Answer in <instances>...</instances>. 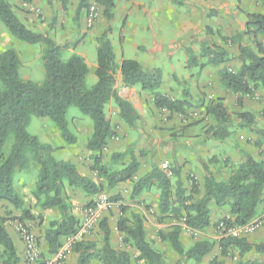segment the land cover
I'll return each instance as SVG.
<instances>
[{"label": "trees", "instance_id": "16d2710c", "mask_svg": "<svg viewBox=\"0 0 264 264\" xmlns=\"http://www.w3.org/2000/svg\"><path fill=\"white\" fill-rule=\"evenodd\" d=\"M65 8L69 0H60ZM181 5L179 0H168ZM239 1V0H238ZM264 6V0H256ZM107 19L105 30L96 38V65L94 76L96 83L91 88L85 87L89 68L84 59L73 54L67 60L60 55L66 45H57L48 35L29 29L16 14L10 0H0V22L9 35L18 42L42 46V68L44 80L35 83L23 80L19 75L20 58L13 49L0 53V202L20 211L17 218L20 223L32 221L25 201L15 184V172H23L33 167L37 172L33 196L41 211L56 210L58 216L50 220L43 229L45 251L41 252L43 262L57 254L62 240L76 234L80 220L71 212L68 190L81 191L93 197L103 191H111L119 184L130 183L131 198L140 196L145 191L156 188L157 220L165 219L176 224L168 229L159 230L158 240L166 243L176 253L180 261L200 264L215 246L222 257H238L236 264H264L255 259L243 260L248 254L264 257V241L250 242L245 237L222 236L217 242L197 240L190 247L184 248L180 236L181 226L192 231H203L211 223L210 206L228 207L229 217L222 221L227 229L249 223L258 213L264 199V162L251 155L241 153L242 161L231 168L225 181L217 180L203 164V193H200L196 179L183 173V166L175 159L163 170L152 163L148 172L137 177L141 167L139 156L133 149L128 152L112 153L110 165L102 163V154L107 144L117 137V132L106 119L104 109L113 103L117 109L116 116L127 127L135 128L138 115L133 106L118 96L115 89V75L120 71L123 87H139L141 91L152 96L154 110H166L168 114H182L188 107L186 100H172L160 93L162 71L159 68L145 70L133 59H121L115 63V56L109 35L112 28L114 4L112 0H100ZM88 8V0H78L75 18ZM250 36V44L242 40ZM227 40V39H225ZM230 41L236 45L238 55L237 67H223L219 71V82L229 92L250 95L253 90L264 91V15L247 14L244 31L235 34ZM204 65L220 66L233 58L222 47L214 46L203 49ZM188 66H197V59L187 58ZM185 97L189 98L187 93ZM70 106L90 118L91 134L85 149L92 153L90 171L95 172L101 182L82 175L76 165L69 161L57 160L54 150L47 144H41L36 136L27 132L31 117L49 119L62 142L74 145L77 138L68 128L66 113ZM205 114L215 121L204 135L219 141L232 134L231 126L248 129L259 135L264 143V130L255 129L254 116L250 112H240L232 120L223 100L215 98L204 108ZM264 118V108L262 111ZM256 146L261 143L255 142ZM128 156V161H125ZM118 165V168H112ZM190 184V185H188ZM186 185H188L186 187ZM111 200L118 202V197ZM120 215L116 230L122 236V242L137 252L135 260L144 264H165L163 255L154 249L146 238L144 219L138 213L124 217L126 208L120 206ZM9 213L0 216V264H18L19 257L10 238L6 223ZM42 218L41 215L38 216ZM101 234V246L90 241L76 243L71 252L77 255V264H133L131 255L125 249L115 250L111 245L112 230L108 219L103 218L98 225ZM38 239V237H37ZM39 242V239H38Z\"/></svg>", "mask_w": 264, "mask_h": 264}, {"label": "rangeland", "instance_id": "374dc122", "mask_svg": "<svg viewBox=\"0 0 264 264\" xmlns=\"http://www.w3.org/2000/svg\"><path fill=\"white\" fill-rule=\"evenodd\" d=\"M19 1L31 3L33 0H10L15 12L16 10L22 12V10L20 9L21 7L18 5ZM72 1L73 0L68 1L67 5L70 6L66 5L65 8H62V10L64 11L62 13V18L60 19V22H62L60 27L62 30L67 31L72 36V38H69L62 42L61 45H66L67 48L62 49L60 57L62 60H67L73 54L79 55L80 53H82L85 59L83 57L82 58L85 62H87V66H91L92 64L96 65V38L105 30L107 23V19L103 13L104 7L99 4L100 0H98L97 17L92 24H89L87 21L88 8L82 10L78 15V18H75L77 6H73L71 3ZM94 1L95 0H88V7ZM112 1L114 4V8L112 10L113 19L109 23L110 27L112 28V32L109 35V40L111 41L113 47L115 60L119 61V59L122 57V53L124 52L125 56H127L128 59L137 60L139 58L143 61V63H146L149 60L147 56L142 54L141 52H144L145 47L147 46H143L142 39L146 38L148 41L152 42L153 38L150 32L147 31L143 33L140 26H146L148 30L151 26V23L147 19L148 15L142 13L143 7L146 8L149 0ZM152 1L158 2L159 0ZM193 1H195L194 3L203 5V0L202 2H198L201 0ZM222 1L223 2L221 3H223L224 5L222 11L228 12L229 14H226L223 18L215 19L213 24L212 21L209 22V20H204L203 14L199 18L197 17L196 20L202 21L197 28L199 30L201 29V32L193 33L191 37L185 41V43L181 39H177L176 37H174L173 34L168 35V38L164 41L162 40L163 42H165L166 48H164L163 51L158 54V58L156 60V65L154 68H159L162 71L164 84L166 83L169 87L174 86L170 90L171 93H174L171 97H175L174 100H177L176 97H178V99L180 100H186L188 102V107L184 111V113L177 115L168 114V112H163L162 110H155L156 116L165 119L167 125H160V123L157 122V117L154 119V122H152V125H155L156 128H158L160 131H167L174 140L175 138L185 137L188 135L192 138H198L197 141H187L181 138L178 147L179 149L185 150V152L182 153V156L190 160L189 162H195V158L197 157L195 156L196 152L194 146L196 144H199L198 142H200L199 145H203V162L200 161V163L198 164L202 168V171L203 164H206L209 171L213 176H215L217 180L225 181L229 176L231 168L235 167L240 162L242 158L241 153L251 155L257 160L264 162V143L262 142L263 140L259 135L250 132L248 129H240L236 126L230 127L232 134L223 140L214 142L210 137L205 136L204 134L201 138H199L201 136V131L205 132L209 127L215 125V121L213 120V118L205 114L204 108L211 100L215 99L216 97H221L226 109L228 110V113L231 115L232 120H234L235 115L240 112H250L255 118L253 127L258 130H264V118L262 117V111L264 108V91H262L261 89H255L250 95L233 94L227 91L221 84H219L217 78L219 71L223 67H228L231 69H235L237 67L235 65V62L237 64L236 57L238 55V51L236 45L230 41V38L235 34L244 31V23L246 21L247 14L254 13L264 15V6L256 0ZM173 5L181 11L185 9L193 11V7L191 6L183 7L185 6L183 4ZM150 6L151 4L149 3L148 8ZM22 7L24 8V6ZM197 9L203 12L202 8ZM218 12H220L219 9L215 7L207 9V18L210 19L215 15L219 16ZM81 15L83 17V20L81 19ZM38 19H42V14H38ZM71 20H75L76 23L74 24V22H71ZM83 32V36L88 35L92 37V39L82 41V44L79 45V42L83 40V36L80 38L79 36ZM242 41L246 44H250L251 38L247 35L243 38ZM150 42L148 44H150ZM171 43H173V47H170ZM135 44L137 45V47L140 45L138 48L136 47V50L133 49V46ZM178 45L180 49L177 48ZM214 46L222 47L223 49H225L233 57V61L231 60V62L227 63L228 65H220L218 67L204 65L203 63H206V58L203 57V49L205 47L212 48ZM8 49L15 50L19 55L21 64L19 75L23 80H31L35 83H41L44 80V72L41 59L43 51L42 46L38 44L28 45L16 41L9 35L7 30L0 22V53ZM170 53L171 55L169 56L168 54ZM189 56L195 57L197 59V63L201 65V68L203 69L200 70V66L198 65L197 67L188 66L187 58ZM89 68L92 69V67ZM91 69L85 80L86 88H91L96 83V77L94 76L93 72L94 70ZM174 76H177L178 79L180 77V80H183V78L186 77L189 78L190 76H196V78L199 80V84H203L198 86L193 82L185 83L183 81L182 83H179V85H174ZM122 87L123 86L121 84L115 88L117 94L121 92ZM175 87L180 88V93H175ZM159 91H161V88L159 89ZM185 93L189 95V98L184 96ZM149 96L152 99L151 94ZM114 107L115 105L112 102L109 103L105 106L104 113L106 119L115 128V131H117L116 129L117 126L119 127V125L113 122V120L116 119ZM66 121L68 123V128L72 132V134L75 135L76 138L79 137L81 140L80 143H83L84 141H82V137L84 140L85 136L92 128V122L90 118L83 115L78 108L70 106L66 113ZM179 125H185L182 126L183 130L172 133V131H175L176 127H178ZM189 127L192 128L191 133L187 131ZM135 128H128L127 131L131 132L132 130H134V132H136L137 130H135ZM27 132L33 136H36L41 144H47L55 149L53 153V157L55 159L65 160L66 158L67 161L71 162L70 160H68V158H71L75 162H77L79 169H82L84 173L87 174V176H89L92 180H94L95 182H101V179L97 176V174L90 171L92 153H86L87 150L84 147L86 143L80 144V146L78 147L68 145V148H62L60 145H62L63 142L59 136V133L55 129L54 124L49 119L31 117L30 123L27 127ZM113 140L115 141L117 139L114 138L111 140V142ZM255 142L261 143V146H256ZM223 143L225 144L223 145ZM107 148L108 149H104V154H102V163L105 165H110L109 160L112 153H127L129 149H133L131 147L122 148L121 146L119 147V150L113 148L110 151L109 147ZM134 153L139 156V153H141V151H135ZM144 156L145 154L143 153L142 156L138 157L139 160L145 161L147 157L145 156L144 158ZM164 159L166 160L167 158H165L163 154L156 152L150 157L149 160H146V164L150 162L151 164L154 163L159 165V162L160 164H162L164 162ZM172 160H174V158H172ZM125 161H128V156H126ZM166 164L170 165L171 163ZM223 166L226 167V171L224 170ZM111 167L118 168V165H112ZM186 174L189 177L193 178H195V175H197L193 169H188ZM36 177L37 172L33 167L23 172H15V184L19 188L20 194L25 201V209L28 208L30 215L34 217V220L32 221H25L30 223L27 225L30 226L36 237L40 239L42 237L44 227L50 220L57 218L58 212L55 209L43 212L36 204L35 198L33 196ZM131 189L132 186L130 183L119 184L115 189L111 191L105 190L93 197L89 196L91 198L90 201H87L86 197L88 196H85L80 191H67L71 204V212L74 215L75 213H78V211L85 214L86 209L93 207L96 198L101 194H104L111 203V208L101 214L95 226L90 229L87 234L81 240H79V242L83 240L90 241L96 244V249L99 248L101 246V234L99 232L98 225L99 222L105 217L108 219L109 226L115 228L116 231V224L120 215V206H123V203L130 202L131 200L133 201V198H131ZM144 193L147 194V198L150 199L151 197H155V194L158 193V190L156 188H151ZM114 197H118V202H114L113 200H111ZM141 201V204H139L140 202H133L132 204H137L138 206L142 207L145 211V215L149 216L150 221L154 223H150L145 218V216H142L144 219L146 238L152 245V247L163 255L165 264H195L191 261H180L176 253H174L166 243H161L158 240V231L168 229L170 226L176 224V222L165 219L162 223H159L156 218L157 214H153V212H151V210H154V203L150 202L151 199L149 200V204H146L145 200ZM125 208L126 212L124 214V217L130 218L131 213L128 210L130 207L126 206ZM18 212L21 215V212ZM210 214L212 225L203 231H192L186 228L184 225L181 226L182 230L180 240L184 248L190 247L197 240H209L217 242L222 236L227 235L245 237L248 241L253 243L264 241V199L261 203L260 210L258 211L257 215L250 221L257 222V227L252 233H244L243 231H240L238 226L229 228L228 231L226 229L225 233L224 230L219 228V222L222 221L223 218L230 216L228 207H217L215 205H211ZM10 215L11 213H9V217H7V222L17 221L20 224V221L17 220L20 215L11 217ZM39 215L42 216L41 219H39ZM82 222L80 221V225L82 224ZM157 225H159V227ZM66 242L67 238L63 239L61 247ZM76 243L72 244L71 250ZM111 245L115 250L125 249L126 251H128L131 255L133 264H144L143 262H137L135 260L137 252L130 248L129 245H125L122 242V236L119 235L118 232H115L114 237H112ZM252 259L264 263V257H259L254 254H248L243 257V260ZM238 261L239 260L237 255H234L233 257L220 256L219 250L215 246L212 252L204 257L200 264H236Z\"/></svg>", "mask_w": 264, "mask_h": 264}, {"label": "crops", "instance_id": "0c3cea01", "mask_svg": "<svg viewBox=\"0 0 264 264\" xmlns=\"http://www.w3.org/2000/svg\"><path fill=\"white\" fill-rule=\"evenodd\" d=\"M180 1H181V4L185 5L183 7H188V6L193 7V9H192L193 11H190L188 9H185L183 11L178 10L173 5V3H171L170 1H167V0H159L158 2L149 0L146 8L143 7L142 13H145L148 15L147 19L151 23L150 24L151 26L149 27V30L146 26L145 27L140 26V27H141V30L143 33L147 32V31L150 32L152 34V38H153L152 42L148 41L146 38L142 39L143 46L144 47L147 46V47H145L144 52H141V53L146 55L149 61H147L146 63H143V61L139 58L136 61H138L140 63V65L143 67V69L150 70V69L155 67L156 60L158 58V54L160 52H162L164 48H166V44L163 41L168 38V35L173 34L174 37H176L177 39H181L185 43V41L188 40L193 33H200L201 32V29L199 30L197 28L202 21L196 20L197 17L199 18L203 14V17H204L203 19L209 20V22L212 21V24H213L215 19L223 18L226 14H229L228 12L222 11V8L224 7L223 3H221V2H223L222 0H203V5H199L197 3H194L195 1H193V0H189V1L180 0ZM198 2H202V0L198 1ZM71 3L73 6H77L78 0H73ZM149 3L151 4V6L148 8ZM18 5L21 7L20 9L22 10V12H19L16 10V14L20 18V20L32 31L48 35L57 45H61L62 42H64L65 40L72 38V36L67 31L62 30L60 27V25L62 23V22H60V19L62 18V13L64 11V10H62L60 0H44V1L43 0H33L31 3L19 1ZM22 6H24V8ZM67 6H70V5H67ZM214 7L219 9V11H220V12H218L219 16L215 15V16L211 17L210 19H208L207 15H206L207 9L214 8ZM197 8H202L203 12L199 11ZM38 14H42V19H38ZM81 19L83 20L82 15H81ZM71 22H74V24L76 23L75 20H73V21L71 20ZM192 23H194V24H192ZM63 24H64V22H63ZM106 26H107V23H106ZM83 35H84V32L79 36V38L82 37ZM82 39L83 40H81V42H79V45L82 44V41L92 39V37L87 35V36H83ZM149 42H150V44H148ZM172 44L173 43H171L170 47L171 46L173 47ZM136 47H137V45L135 44L133 46V49L136 50ZM177 48L180 49L179 45ZM79 55L85 59V57L83 56L82 53H80ZM168 55L170 56L171 53ZM122 58L128 59L127 56H125L124 52L122 53V57L119 59V61L115 60V63L117 65H120ZM224 65H228V64L226 63ZM235 65L237 66L236 62H235ZM198 66H200V70L203 69V68H201V65H198ZM89 67H92V69L94 70L95 64L88 66V68ZM216 67H218V66H216ZM90 69L91 68H89V71H90ZM176 77L174 76V78H175L174 79L175 83H173L174 85H179V83H182L183 81L185 83H187V82L192 83L193 82L194 84H196L198 86L203 84V83L199 84V80L196 78V76H194V77L190 76L189 77L190 79L188 77L183 78V80L181 79L182 81L180 80V77H179V79H178V77L177 78ZM217 78H218V82H219V73H218ZM115 81H116L115 88L118 85H121V75H120L119 70L117 71V73L115 75ZM163 84H164V81L162 80L160 92L164 95H167L170 99L174 100L175 97L174 98L171 97L174 93L170 92L171 88H173L174 86L169 87L166 83L164 85ZM219 84H220V82H219ZM174 89L176 91L175 92L176 94L180 93L179 92L180 88L175 87ZM118 95L122 99L128 101L133 106L134 110L136 111V113L138 115V120L136 123L137 128H135V130H137V131L136 132H134V130H132L131 132L127 131L128 128L116 116V119H114L113 122L119 125V127L117 126V129H116L117 130L116 131L117 132V137H116L117 140H115V141L113 140L112 142L110 141L107 144L106 149H108L107 147H109L110 151L113 148L119 150L120 149L119 147L122 146V148L131 147V148H133L134 152L135 151L143 152L145 154V156L147 157V159H145V161L139 160L141 163V167L137 173L138 177L142 176L145 172H148L150 170L152 164L150 162H148L146 164V160H149L150 157L153 154H155L156 152L163 154V156H165V158H167L166 160L164 159L163 163L161 162L162 164H160V162H159L160 167H162L163 164L171 163L172 158H174V159H176V161L180 165L183 166V173H186L188 169H193L195 171V173L197 174V175H195V179H196L197 183L199 184L200 193H203V186H202L203 171H202V168L198 164V163H200V161L203 162V147H202L203 145L202 146L199 145L200 142H198L199 144H196L194 146V149L196 152L195 156L197 158H195L196 159L195 162L192 161L193 163L189 162L190 160H188L182 156L183 155L182 153H184L185 150L179 149V147H178L180 144L181 138H183L187 141L188 140L197 141L198 138H192L191 136L188 135L185 137L175 138V140H174L173 137L170 136L167 131H160L158 128H156L155 125H152V122H154V119L157 117L155 114L156 109L154 110V106L152 103L153 100L149 96L150 95L149 93L141 91L139 87H132V88H125V87L123 88L122 87L121 92L118 93ZM176 98H177V100H179L178 97H176ZM216 98H218V97H216ZM219 98H221V97H219ZM181 100H183V99H181ZM114 110H115V114H116L117 113L116 107H114ZM162 111L167 112L166 110H163V109H162ZM157 122H159L160 125H165V126L167 125L165 119H162V117H159V116L157 117ZM179 126L176 127V130L172 131V133L179 131V130H183L182 126H185V125H179ZM125 131H126V134H125ZM187 131H189L191 133L192 128L189 127ZM90 134H91V130L85 136L84 140L82 137V141H84L83 143H80L81 140L79 137H77V142L71 146L78 147V146H80V144H85L87 139L89 138ZM203 134H204V132L201 131L200 132L201 136L199 138H201L203 136ZM213 141L216 142L215 140H213ZM224 144L225 143H223V145ZM60 146L62 148H68L69 147L68 145H66L64 143H62V145H60ZM86 153H89V152L86 151ZM135 155H137V154H135ZM145 156H144V158H145ZM169 158H171V159H169ZM68 160H70L72 163H74L76 165L78 171L82 175L87 176V174H85L82 169H79L77 162H75L71 158H68ZM63 161H67V159L65 158V160H63ZM241 161H242V158H241L240 162ZM223 168L225 171L227 170L225 166H223ZM87 177H89V176H87ZM187 186L188 185H186V187ZM150 199H151L150 202L154 203L153 204L154 210L153 211L151 210V212H153V214H157L158 213V210H157L158 193L155 194V197H151ZM150 199L147 198V194L142 193L140 196L133 198V201L131 200L130 202L123 203V206L124 207H126V206L130 207L128 209L130 213H138L141 216H145V218L150 223H152L149 219V216L145 215V211L143 210L142 207L138 206L137 204H132L133 202H135V203L140 202L139 204H141V202H142L141 200H145L146 204H149ZM86 200L90 201L91 198L88 196V197H86ZM259 210H260V208H259ZM6 213H11L10 217L20 215L19 212L14 210L11 206L7 205L4 202H0V216H4V215H6ZM75 216L81 222L85 218V214L83 212H80V211H78V213H75ZM17 224H19L17 221L7 222L6 223V230H7L8 234H9L10 238L12 239L14 246L16 248L17 256L19 257V263L18 264H25V262H24V244H23L21 237L17 231ZM20 224H30V223L25 221V222L20 223ZM152 224H154V223H152ZM157 226L159 227V225H157ZM111 230H112V237H114V234H115V232H117V230L115 231V228H113V227H111ZM112 237H111V239H112ZM39 248H40L41 252L45 251V244H44L43 239H39ZM53 258H54V256L49 257L48 261H52ZM64 258L65 259H63L61 264H77V255L72 253L71 249L66 252ZM95 264H97V263H95Z\"/></svg>", "mask_w": 264, "mask_h": 264}, {"label": "built area", "instance_id": "2783aa9c", "mask_svg": "<svg viewBox=\"0 0 264 264\" xmlns=\"http://www.w3.org/2000/svg\"><path fill=\"white\" fill-rule=\"evenodd\" d=\"M97 5L98 0H95L88 7L87 21L89 24H92L97 17ZM168 167L169 166L167 164H163L161 168L167 171ZM110 208L111 203L109 199L104 194L99 195L96 198L93 207L86 209L85 218L80 227L78 228L76 234L72 237L67 238V242L61 247L60 250H58L57 254L54 256L52 261H42L38 239L31 230L30 226L27 224H18L17 231L24 244L25 264H61L66 252L71 249L72 244L79 242V240H81L87 234V232L95 226L101 214ZM238 227L240 231H243L244 233H252L257 227V222L252 221L250 223H247L246 225ZM219 228L224 230V233L226 232L227 228L223 223L219 224ZM228 230L229 229H227V231ZM233 237L236 236L233 235Z\"/></svg>", "mask_w": 264, "mask_h": 264}]
</instances>
